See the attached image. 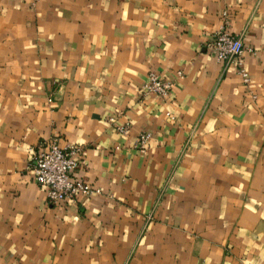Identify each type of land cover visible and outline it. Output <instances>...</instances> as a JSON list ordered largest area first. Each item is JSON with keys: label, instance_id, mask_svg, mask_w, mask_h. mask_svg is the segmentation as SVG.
<instances>
[{"label": "crops", "instance_id": "0c3cea01", "mask_svg": "<svg viewBox=\"0 0 264 264\" xmlns=\"http://www.w3.org/2000/svg\"><path fill=\"white\" fill-rule=\"evenodd\" d=\"M54 139L101 193L48 201ZM0 264H264V0H0Z\"/></svg>", "mask_w": 264, "mask_h": 264}, {"label": "built area", "instance_id": "2783aa9c", "mask_svg": "<svg viewBox=\"0 0 264 264\" xmlns=\"http://www.w3.org/2000/svg\"><path fill=\"white\" fill-rule=\"evenodd\" d=\"M217 59L226 63L236 64L238 73L244 82L250 81L249 72L244 64V54L251 51L244 45L241 35H236L223 25L217 35L207 42ZM178 74L181 76L182 72ZM173 83L165 81L159 75L150 73L148 80L143 85L144 94H157L160 97H168L171 94ZM128 124L119 127L121 132H126ZM151 135L142 132L139 135V148L144 151L147 148ZM83 151L79 145L60 146L54 139L42 146L33 157L29 166L33 171L34 180L43 186L50 203H59L67 200H75L79 196H92L101 193L99 187L76 178L74 171L79 166L78 155Z\"/></svg>", "mask_w": 264, "mask_h": 264}, {"label": "rangeland", "instance_id": "374dc122", "mask_svg": "<svg viewBox=\"0 0 264 264\" xmlns=\"http://www.w3.org/2000/svg\"><path fill=\"white\" fill-rule=\"evenodd\" d=\"M251 53H253L254 52V50H252V51H250Z\"/></svg>", "mask_w": 264, "mask_h": 264}]
</instances>
